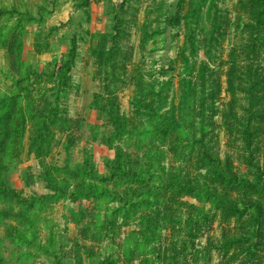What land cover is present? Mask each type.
Instances as JSON below:
<instances>
[{
	"label": "rangeland",
	"instance_id": "1",
	"mask_svg": "<svg viewBox=\"0 0 264 264\" xmlns=\"http://www.w3.org/2000/svg\"><path fill=\"white\" fill-rule=\"evenodd\" d=\"M223 201L264 208V0H0V264H256Z\"/></svg>",
	"mask_w": 264,
	"mask_h": 264
},
{
	"label": "trees",
	"instance_id": "2",
	"mask_svg": "<svg viewBox=\"0 0 264 264\" xmlns=\"http://www.w3.org/2000/svg\"><path fill=\"white\" fill-rule=\"evenodd\" d=\"M248 44H249V46H246L245 48H242V50H244V52H242V53H247L246 51L250 50L252 48V44H253V45H255V49H254L253 53L254 54H257V53L260 54V51L256 50L257 43H255L254 41H249ZM244 68H246L245 65H244V67L241 66L239 68L238 75H240V71H242V69H244ZM238 75H234V77H236ZM229 82H230L229 85H230L231 89H233L234 85H233L232 78H231V80H229ZM239 132L241 133L242 142L243 143H246L247 146H250V145L253 144L254 138L256 136V133L254 131H252V130L251 131L243 130V131H239ZM235 134H237V132ZM205 155H206L205 156V158H206L205 162L207 163L208 161H210L211 158L207 154V152L205 153ZM218 175H219L218 177L221 178L223 181H227V183H228L227 187L233 186V188H237V186H242V184H247L248 186H252V184L250 182L246 181V180H244L243 182L241 181V183H239L237 181V179L235 181V178L232 179L231 181H228L227 178H225L223 175H220V174H218ZM219 186L223 187L222 182L219 183ZM220 189H222V188H220ZM192 192H196V194H195L196 198L217 201L216 203L220 204V200H216V197H218V196H217V193L214 192V191L205 190L202 187H199V188H193ZM6 193L17 195L16 193H14V192H12L10 190H7ZM222 204H227L228 205L226 207L230 209L229 210L230 211L229 214H234L235 216L241 215V216H243L244 218H247V219L248 218H254L256 220V218H259V219L263 218L262 220H264V208L259 203L254 204V203H248L247 202L246 204H244L242 209H240L235 203H231L230 201L229 202L228 201H223ZM261 226H259V229H258L259 231L258 232L250 233V235L248 236V238L244 242L246 245L249 246V248H248L249 251L247 253V256H244L245 260L247 261V259H249V258L250 259H254V260L256 259V264H260V262H261L260 259L263 260V258L261 256H258L259 253L261 254V252H260L261 248L260 247H261V245L263 243L262 239H264V226H263V228H261ZM254 240H255V243L253 244ZM226 246H230V243H227ZM259 248H260V250H259ZM248 264H250V263H248Z\"/></svg>",
	"mask_w": 264,
	"mask_h": 264
}]
</instances>
